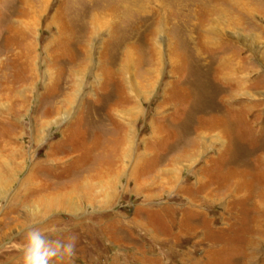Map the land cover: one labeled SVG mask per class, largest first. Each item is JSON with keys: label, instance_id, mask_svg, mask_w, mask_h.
Returning <instances> with one entry per match:
<instances>
[{"label": "rangeland", "instance_id": "374dc122", "mask_svg": "<svg viewBox=\"0 0 264 264\" xmlns=\"http://www.w3.org/2000/svg\"><path fill=\"white\" fill-rule=\"evenodd\" d=\"M87 1H32L33 14L25 20L31 28L25 40L29 48L15 41L8 60L0 44V127L16 124L8 125L16 131L9 150H22V158L11 164L14 175L0 190V264H23L25 237L32 226L49 237L75 236L71 264H264V213H253L252 221L247 202L223 191L221 180L200 187L214 173L233 170L248 184L246 195L248 189L255 192L257 176L252 173L259 169L252 150L264 147V16L254 15L249 29L213 39L218 47L203 52V63L191 67V79L204 84L200 92L207 97L218 89L208 85L209 72L197 66L207 68L223 59L243 81L220 86L223 95L233 90V110L221 113L230 123L228 129L220 138L216 131L206 132L193 149L190 129L211 114L215 104L198 102L202 98L192 93L187 99L192 105L182 101L157 107L168 94L180 97L177 83L189 80V54L183 46L189 39L183 34L189 21L180 15L185 6L173 1V16L155 39L162 45L158 61L140 29L129 33L132 57L121 75L131 83L126 92L133 103L126 106V114L118 115L129 141L120 151L125 158L116 160L121 129L103 117V105L113 96L112 78L104 69L119 71L123 58L117 38L133 21L123 6L128 3L116 2L122 17L111 20L117 21L108 31L92 34L88 55L82 53L76 43L83 24L80 9ZM199 1L190 19H198ZM14 2L0 5V15L14 8ZM212 17L215 22L204 26L233 29L226 15L218 26L219 17ZM240 26L244 28L242 21ZM113 53L119 58L114 60ZM48 110H53L49 123L41 126L38 119ZM29 172L50 183L44 194H35L31 181L21 186ZM75 181L81 187L91 184L72 191L69 204H58ZM230 181L234 186L238 182ZM47 203L58 205L47 208Z\"/></svg>", "mask_w": 264, "mask_h": 264}, {"label": "bare ground", "instance_id": "6f19581e", "mask_svg": "<svg viewBox=\"0 0 264 264\" xmlns=\"http://www.w3.org/2000/svg\"><path fill=\"white\" fill-rule=\"evenodd\" d=\"M10 0H0V5L1 7H6L4 5H7ZM14 5L15 7L11 9L8 8L3 12V15H0V44L3 45V51L1 52L5 53V56L9 60L12 56H10L8 53L9 50L12 47L13 44H15V41H24L21 43L22 49L24 48H29L26 39L27 36L29 35V27L28 22L25 20L27 19L28 15L31 13L33 14L32 10V1L35 0H14ZM39 1H44L45 0H39ZM120 0H88L85 2V6L80 9V19L83 21L82 24V30H80L79 38L77 39L76 46L78 47V50L82 53H85L88 55V50H87V40L89 37L94 34L95 32L98 33L100 31H108L110 28V24L112 25V22H116L117 20L111 21L114 18H121L120 12L118 7H116V2H119ZM128 4L123 5L127 10H129V18L133 21L132 26H127L123 27L122 30L119 31L121 34L117 39H119V44L122 46L118 48V52L120 51L119 56H121L123 59L122 65L118 68V72L115 73V71L112 70V68L108 67L104 69V74L107 76V78H112V81L110 82L111 86V91L113 93V96L110 97L108 101L105 102L103 105V117L107 119V121L114 125L119 127L121 129L120 131V137L117 140V149L119 154L117 155L116 160H121L125 158V156L121 153L124 147L125 142L128 144V136L127 133H125V127L123 125V121L119 118L118 115L126 114V106L133 103V99L129 95V92H126V87L129 86L131 87V83L127 80L124 79L121 73H124L129 69V64L131 61L132 57V52H131V39L129 38V33H133L134 30L140 29V32H142L143 39L145 43L148 45L150 49V53H153L157 55L156 60H160L159 57L161 56L162 52V45L159 40L155 41L157 36L161 31H165L167 27V21L170 20L171 16H173L171 6L173 5L174 0H125ZM181 7L185 6L184 11L180 15H186L189 24L184 27V32L185 37H188L189 39L184 40L183 46L188 50L187 54L188 56L186 57V69L188 71V78L189 80H185L183 84L178 85L175 87V90L177 92L182 93V95L179 97V95H173V94H168V96L165 97L163 103L161 106L157 107H162V109L168 105H171L173 103L177 102H182L184 101L185 103L188 102V98L191 99L192 93L196 94V97L198 94L202 98L201 100L196 99L198 102H204L208 101L209 103L212 102L214 103V107L216 106L217 108L209 114L206 118H202L199 120L196 124L192 125L191 127V133L192 136L191 140L189 142V145L193 149L196 148L199 144L198 139H203L204 135L210 132H214L217 134L216 136H219L223 134L226 129H228L230 123L225 119L223 116H221V113L223 111L225 113L232 111V98L233 94L232 91L230 90L229 94H222V86L224 84H227V86L224 87H233L234 84H242L243 81L237 78L234 74V69L232 68H227L226 62H224L223 59H216L212 63V65L209 67L205 68L204 67H199L197 66L198 70L206 69L205 72H209L208 77V85H212L214 87L217 86V91L218 93L216 95H202L200 90H201V85L202 82H199L200 80H192L190 76V69L191 67L193 68V64L195 63H203L202 60L199 58L203 52L208 53L213 51L215 48L218 47L217 42H213V39L216 37L222 36L225 32L230 33L231 35L239 33V30H245L249 29L251 26V21L254 20V15L256 16H264V0H201L199 1L201 4V8L199 9V13L196 16L198 19L193 20L190 19V14L196 11V7L198 6V3L196 2L197 0H175ZM203 1V2H202ZM12 6V5H11ZM175 8H180L179 6H175ZM32 10V11H31ZM59 12V11H58ZM212 15H217L219 19L216 21V26L220 25L222 23L221 19L223 18L224 15H226V19L229 23L233 24V29L229 30L226 28H223V31L221 29H217L216 27H211V25H208V27L204 26V22L209 21V23H214L215 19L212 17ZM261 19V18H260ZM119 20V19H118ZM29 21V20H28ZM110 21V22H109ZM242 25L244 26L241 27ZM35 23V22H34ZM240 23V24H239ZM106 29V30H105ZM194 35L192 38H196L193 40L191 36ZM191 38V39H190ZM221 38H218L217 40H220ZM143 43V41L140 40V43ZM19 43V44H20ZM183 43V42H182ZM181 43V44H182ZM154 44V45H153ZM181 47V45H179ZM183 47V48H184ZM148 50V49H147ZM24 51V50H23ZM0 52V54H1ZM21 57V52L18 53ZM86 55V56H87ZM113 58L114 60L118 59V55L116 53H113ZM160 55V56H159ZM147 55V60L148 59ZM14 61V59H11ZM146 61V59L143 58V61ZM157 60V61H158ZM188 60V61H187ZM17 61V60H15ZM171 62V60H169ZM14 63V62H12ZM148 63V62H147ZM144 64V63H143ZM151 64V63H150ZM141 66V65H140ZM144 68V67H142ZM143 70V69H142ZM146 71V70H145ZM120 74V75H119ZM206 75V74H205ZM206 77V76H205ZM187 79V78H186ZM186 83H188L186 85ZM128 84V85H127ZM185 84V85H184ZM184 85V86H183ZM200 87L199 89L197 88L198 86ZM206 85V84H205ZM194 86V90L188 91V87ZM221 86V87H220ZM7 87V86H6ZM171 89V88H170ZM210 89V88H209ZM172 90V89H171ZM170 90V91H171ZM207 90V89H205ZM213 90V89H212ZM174 91V90H173ZM1 95V94H0ZM189 99V102L191 101ZM193 100V99H192ZM188 102V103H189ZM193 102H190V105H192ZM187 105V103L185 104ZM211 106V104H210ZM213 106V105H212ZM211 106V107H212ZM213 108V107H212ZM126 109V110H125ZM211 109V108H210ZM159 110V109H158ZM12 115L14 113V110L10 109ZM53 110H48L47 112L43 113L39 117V124L46 125L49 123L48 117L51 115ZM9 113V111H8ZM232 113V112H231ZM117 116V117H116ZM6 119L11 120L10 114H6ZM235 119V118H231ZM12 121V120H11ZM10 125H13L12 127H16L15 123H10L8 122L0 127V190H3L7 184H5V181L12 177L15 173V169L11 168V164L15 163L16 159L22 158V150L21 147L17 152L13 153L11 151L12 145V139L14 138L16 131L15 128L14 130L9 128ZM130 139V138H129ZM260 149L252 150V155L254 153V162L258 164V169L259 172H254L252 175L257 176L256 180V185L255 187V192H251L248 189L247 192V187L248 184H246L243 181H239V174L236 171H228L227 174H222V173H214L211 175V178L209 177L208 179L206 178V181L200 183L201 190L203 188H207V185H211V183L215 182L216 180H221L223 182L224 190L223 191H230V193L236 197L238 202H247V205L250 206V209L247 212H250L249 215L251 216V219L254 218L255 220V215L253 213H264V147L261 148L260 145H258ZM12 148V149H11ZM11 149V150H9ZM125 149V148H124ZM121 151V152H120ZM56 155V154H54ZM137 157V156H136ZM140 156L135 158L136 161H139ZM58 161V159H55ZM102 170V169H101ZM100 170V171H101ZM100 171L98 174H100ZM38 172L36 173H31L30 172L24 177L23 182L21 183V186L23 185H31L33 186V192L36 193H43V191L48 188L47 181L43 182L40 179V176L37 175ZM39 176V177H38ZM238 177V178H237ZM236 180L238 181L236 186H234V183H232L230 180ZM80 179V178H79ZM33 180V182H32ZM25 183V184H24ZM88 185H84L85 187L89 188ZM79 182L75 181L71 185H68L66 188L67 191L66 195L62 199H64L62 202H58L60 205H64L67 202V198L71 197V194L73 193L72 191H77L79 188L82 189L84 188L81 187L82 185L78 186ZM56 186V185H55ZM27 188V187H26ZM65 189V188H63ZM25 190V189H24ZM59 190V189H58ZM57 190V191H58ZM64 193V192H63ZM32 194V193H31ZM44 194V193H43ZM65 194V193H64ZM200 199L205 196H199ZM203 198V199H204ZM68 203V202H67ZM58 204L54 203H47L45 204V207L51 208L53 206H57ZM69 204V203H68ZM245 214V212H244ZM247 214V213H246ZM253 221V219H252ZM253 224V223H252ZM253 225H256L255 223ZM261 226V225H260ZM192 232H194L192 230Z\"/></svg>", "mask_w": 264, "mask_h": 264}, {"label": "clouds", "instance_id": "9594fccd", "mask_svg": "<svg viewBox=\"0 0 264 264\" xmlns=\"http://www.w3.org/2000/svg\"><path fill=\"white\" fill-rule=\"evenodd\" d=\"M75 249V236L49 237L41 228L32 226L25 237L23 264H71Z\"/></svg>", "mask_w": 264, "mask_h": 264}]
</instances>
